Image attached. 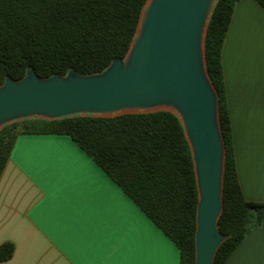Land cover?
Returning <instances> with one entry per match:
<instances>
[{
    "label": "trees",
    "instance_id": "1",
    "mask_svg": "<svg viewBox=\"0 0 264 264\" xmlns=\"http://www.w3.org/2000/svg\"><path fill=\"white\" fill-rule=\"evenodd\" d=\"M217 0L209 21L205 56L218 94L226 149L223 212L229 238L213 264H226L251 230L264 227V203L245 198L238 174L222 53L236 5ZM264 8V0H256ZM149 0H0V87L7 78H40L104 72L132 48ZM23 134L70 136L178 247L181 264H196L199 194L193 154L181 118L171 111L114 117L27 118L0 130V178ZM15 245H0V262Z\"/></svg>",
    "mask_w": 264,
    "mask_h": 264
},
{
    "label": "crops",
    "instance_id": "2",
    "mask_svg": "<svg viewBox=\"0 0 264 264\" xmlns=\"http://www.w3.org/2000/svg\"><path fill=\"white\" fill-rule=\"evenodd\" d=\"M244 196L264 203V8L242 0L222 53ZM0 264H181L178 247L68 135L23 134L0 178ZM226 264H264V227Z\"/></svg>",
    "mask_w": 264,
    "mask_h": 264
},
{
    "label": "water",
    "instance_id": "3",
    "mask_svg": "<svg viewBox=\"0 0 264 264\" xmlns=\"http://www.w3.org/2000/svg\"><path fill=\"white\" fill-rule=\"evenodd\" d=\"M217 0H149L124 59L102 73L40 78L29 70L0 87V130L27 118L114 117L171 111L184 125L197 181L196 264H213L229 238L223 212L226 149L218 94L209 77L205 42Z\"/></svg>",
    "mask_w": 264,
    "mask_h": 264
}]
</instances>
